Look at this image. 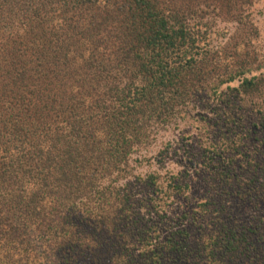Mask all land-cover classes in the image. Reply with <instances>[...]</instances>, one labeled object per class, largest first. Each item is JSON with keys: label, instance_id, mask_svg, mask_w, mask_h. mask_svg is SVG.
<instances>
[{"label": "trees", "instance_id": "obj_1", "mask_svg": "<svg viewBox=\"0 0 264 264\" xmlns=\"http://www.w3.org/2000/svg\"><path fill=\"white\" fill-rule=\"evenodd\" d=\"M253 1L0 0V264H264L252 227L223 225L194 250L126 235L136 213L118 186L136 149L208 85L239 81L234 97L264 128ZM203 7L239 35L212 44Z\"/></svg>", "mask_w": 264, "mask_h": 264}, {"label": "rangeland", "instance_id": "obj_2", "mask_svg": "<svg viewBox=\"0 0 264 264\" xmlns=\"http://www.w3.org/2000/svg\"><path fill=\"white\" fill-rule=\"evenodd\" d=\"M203 9L212 44L239 35L231 17L213 7ZM248 10L260 32L256 46L264 55V0H254ZM238 85L200 89L172 123L136 149L118 183L136 213L126 235L137 239L134 231H141L164 241H186L190 250L223 225L252 227L264 235V128L251 104L234 97L232 88ZM151 174L161 176L162 189L145 185ZM178 181L179 193L173 189ZM194 260L185 264H204L203 258Z\"/></svg>", "mask_w": 264, "mask_h": 264}]
</instances>
